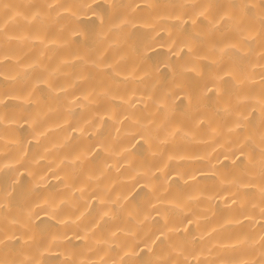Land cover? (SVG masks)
Listing matches in <instances>:
<instances>
[{"label": "bare ground", "instance_id": "6f19581e", "mask_svg": "<svg viewBox=\"0 0 264 264\" xmlns=\"http://www.w3.org/2000/svg\"><path fill=\"white\" fill-rule=\"evenodd\" d=\"M0 264H264V0H0Z\"/></svg>", "mask_w": 264, "mask_h": 264}]
</instances>
